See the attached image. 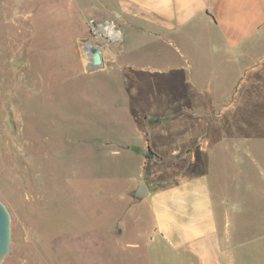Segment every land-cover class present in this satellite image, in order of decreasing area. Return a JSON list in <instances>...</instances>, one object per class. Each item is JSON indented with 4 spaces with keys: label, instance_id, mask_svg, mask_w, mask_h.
<instances>
[{
    "label": "rangeland",
    "instance_id": "374dc122",
    "mask_svg": "<svg viewBox=\"0 0 264 264\" xmlns=\"http://www.w3.org/2000/svg\"><path fill=\"white\" fill-rule=\"evenodd\" d=\"M101 14L91 0H0V200L10 214L2 264H178L182 253L153 237L137 183L156 190L201 176L220 210L225 165L211 134L225 135L230 117L252 138L255 123L264 130L261 47L237 62L210 35L129 41L117 17ZM90 41L102 50L95 70ZM237 93L245 102L228 108ZM218 223L223 232L222 211ZM253 261L247 253L235 264Z\"/></svg>",
    "mask_w": 264,
    "mask_h": 264
},
{
    "label": "crops",
    "instance_id": "0c3cea01",
    "mask_svg": "<svg viewBox=\"0 0 264 264\" xmlns=\"http://www.w3.org/2000/svg\"><path fill=\"white\" fill-rule=\"evenodd\" d=\"M91 1L101 7L102 18L110 12L114 16L118 13L116 23L120 24L122 33L131 35L129 41L134 36L135 39L147 37L150 41L171 37L182 43L188 37L201 34L214 36L219 43L217 50H224L237 62L247 58L257 47H261L264 55V0ZM102 20L104 23L105 19ZM153 51L162 54L164 48L158 44ZM237 95L228 108L245 102L244 93ZM252 127L253 138L250 132H242L243 127L230 117L225 135L211 134V145H220L218 151L225 165L226 181L221 189L225 191L216 194L220 210H217L212 188L208 192V183L201 176L181 178L156 190L147 185L149 193L144 198L150 206L151 233L165 240L172 252L182 253L178 264H186L188 258L193 259L194 264H235L237 256L245 257L247 253L255 260L254 264H264V234L259 231L264 224V155L261 154L264 130L260 123ZM148 145L149 142L146 149ZM190 151L192 160L193 150ZM213 153L211 150L212 156ZM218 211L223 212V232L218 223ZM252 229L254 245L248 246L247 233Z\"/></svg>",
    "mask_w": 264,
    "mask_h": 264
},
{
    "label": "water",
    "instance_id": "95a60500",
    "mask_svg": "<svg viewBox=\"0 0 264 264\" xmlns=\"http://www.w3.org/2000/svg\"><path fill=\"white\" fill-rule=\"evenodd\" d=\"M115 16H118V13L115 12ZM104 24H111L108 19L104 20ZM87 52L90 55L88 62V70H95L99 68V66L103 62L102 50L101 48L93 43L89 42L87 46ZM147 151L150 156H154V153L147 147ZM148 187L144 181H139L136 185V188L133 191V196L138 199H142L148 195ZM10 245V214L6 206L0 200V264L6 254L9 251Z\"/></svg>",
    "mask_w": 264,
    "mask_h": 264
},
{
    "label": "bare ground",
    "instance_id": "6f19581e",
    "mask_svg": "<svg viewBox=\"0 0 264 264\" xmlns=\"http://www.w3.org/2000/svg\"><path fill=\"white\" fill-rule=\"evenodd\" d=\"M101 31L112 38H116L118 36V32L114 29L112 24L101 25Z\"/></svg>",
    "mask_w": 264,
    "mask_h": 264
},
{
    "label": "built area",
    "instance_id": "2783aa9c",
    "mask_svg": "<svg viewBox=\"0 0 264 264\" xmlns=\"http://www.w3.org/2000/svg\"><path fill=\"white\" fill-rule=\"evenodd\" d=\"M100 28H101V26H100Z\"/></svg>",
    "mask_w": 264,
    "mask_h": 264
},
{
    "label": "trees",
    "instance_id": "16d2710c",
    "mask_svg": "<svg viewBox=\"0 0 264 264\" xmlns=\"http://www.w3.org/2000/svg\"><path fill=\"white\" fill-rule=\"evenodd\" d=\"M148 147H149V145H148Z\"/></svg>",
    "mask_w": 264,
    "mask_h": 264
}]
</instances>
